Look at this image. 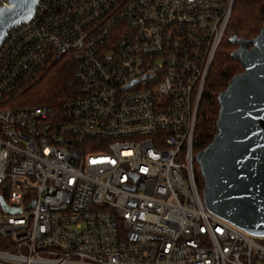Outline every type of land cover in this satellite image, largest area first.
Returning a JSON list of instances; mask_svg holds the SVG:
<instances>
[{
	"label": "built area",
	"instance_id": "1",
	"mask_svg": "<svg viewBox=\"0 0 264 264\" xmlns=\"http://www.w3.org/2000/svg\"><path fill=\"white\" fill-rule=\"evenodd\" d=\"M235 1L37 0L7 31L0 264H264V237L209 211L193 169ZM60 58L74 62L73 93L59 107L22 106Z\"/></svg>",
	"mask_w": 264,
	"mask_h": 264
},
{
	"label": "water",
	"instance_id": "2",
	"mask_svg": "<svg viewBox=\"0 0 264 264\" xmlns=\"http://www.w3.org/2000/svg\"><path fill=\"white\" fill-rule=\"evenodd\" d=\"M0 7V42L27 21L37 0H9ZM232 57L244 70L218 95L217 133L195 158L204 178L205 207L245 233L264 237V26L257 36H233ZM4 210L18 212L2 201Z\"/></svg>",
	"mask_w": 264,
	"mask_h": 264
},
{
	"label": "trees",
	"instance_id": "3",
	"mask_svg": "<svg viewBox=\"0 0 264 264\" xmlns=\"http://www.w3.org/2000/svg\"><path fill=\"white\" fill-rule=\"evenodd\" d=\"M264 26V0H236L224 40L217 52L207 79L204 94L200 102L196 128L193 138V153L203 150L213 140L218 129L216 126L220 103L218 95L226 89L232 77L244 70L238 58L232 52L238 44L231 38L251 39L258 35ZM74 62L69 58H60L50 63L39 74L19 99L22 106L45 104L59 107L76 87ZM193 169L200 191L204 178L200 166L194 158ZM264 243V238L262 239Z\"/></svg>",
	"mask_w": 264,
	"mask_h": 264
}]
</instances>
